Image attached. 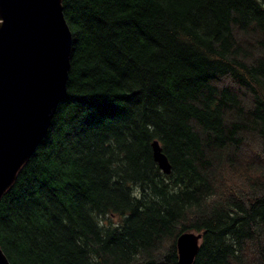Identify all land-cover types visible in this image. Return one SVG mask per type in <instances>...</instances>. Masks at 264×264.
<instances>
[{
  "label": "trees",
  "instance_id": "trees-1",
  "mask_svg": "<svg viewBox=\"0 0 264 264\" xmlns=\"http://www.w3.org/2000/svg\"><path fill=\"white\" fill-rule=\"evenodd\" d=\"M61 4L65 93L0 197L10 264H180L186 231L191 264H264V0Z\"/></svg>",
  "mask_w": 264,
  "mask_h": 264
},
{
  "label": "water",
  "instance_id": "water-1",
  "mask_svg": "<svg viewBox=\"0 0 264 264\" xmlns=\"http://www.w3.org/2000/svg\"><path fill=\"white\" fill-rule=\"evenodd\" d=\"M71 33L61 0H0V197L47 133L65 93ZM158 167L171 170L157 140ZM202 234L176 239L178 261L191 264ZM0 264H10L0 248Z\"/></svg>",
  "mask_w": 264,
  "mask_h": 264
},
{
  "label": "bare ground",
  "instance_id": "bare-ground-1",
  "mask_svg": "<svg viewBox=\"0 0 264 264\" xmlns=\"http://www.w3.org/2000/svg\"><path fill=\"white\" fill-rule=\"evenodd\" d=\"M162 171V170H161Z\"/></svg>",
  "mask_w": 264,
  "mask_h": 264
}]
</instances>
